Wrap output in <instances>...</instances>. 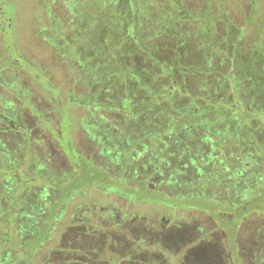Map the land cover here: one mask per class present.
Returning a JSON list of instances; mask_svg holds the SVG:
<instances>
[{"label":"rangeland","instance_id":"1","mask_svg":"<svg viewBox=\"0 0 264 264\" xmlns=\"http://www.w3.org/2000/svg\"><path fill=\"white\" fill-rule=\"evenodd\" d=\"M120 1L12 0L3 6L0 213L2 210L11 214L20 206L26 219L30 216L32 223L38 220L43 214L38 206L48 195L40 187L46 184L36 174L55 178L76 173V151L118 178L131 174L125 162L124 147L129 148L130 139L129 132L123 130L129 128L124 114L108 106L83 102L94 97L119 102L123 94L109 84L101 91L96 73L98 66L102 67L95 46L98 22L109 28L119 43L121 33L134 25L141 35L139 44L125 40L126 44L136 45L146 58L151 51L169 56L172 50H182L183 57L193 64L189 73L197 81H201V72L228 58L226 76L235 91L234 50L244 60L250 57L255 61L253 75L260 77L258 67L264 63V0H135L136 13L128 17L120 14ZM122 12L126 14L124 9ZM114 43L115 39V47ZM257 84V79L251 81V88ZM144 87L139 84V89ZM209 88L212 86L206 89ZM123 104L127 108V101ZM116 124L121 127L120 135L112 142V156H107L100 134L103 128ZM254 136L257 153L263 155L264 129H257ZM191 144L197 149L190 150L191 161L197 163L200 157L209 167L189 166L200 177L190 174L192 180L189 177V182L182 185L195 189L205 186L217 190L219 195L215 196L227 197L228 193L220 189L233 186L235 177L240 186L243 173L251 172L250 168L238 169L237 165L214 168L210 162L217 156L215 150L195 140ZM144 147L145 141L141 140L131 150L138 159L134 167L143 165ZM255 154L251 158L244 154L240 161L254 159ZM117 158L122 165H118ZM156 163L161 169L154 175L152 186L171 191L168 167L162 161ZM10 164L21 173L22 176L17 174L19 181L8 170ZM177 168H183L180 173H189L183 163ZM254 170L257 174L264 170V157H259ZM30 175L27 182L21 180ZM134 178L133 182L143 184L142 177ZM263 184L264 178L255 176L246 181L251 186ZM127 196L106 185L90 186L76 193L65 203L52 237L32 260L36 245H17L30 228L19 219L8 222L7 215H0V264H264L263 212L242 218L236 234L239 217L233 212L215 215L204 208L203 202L194 203L195 208H172L159 201L130 200ZM30 211L34 213L31 215ZM9 231L16 241L2 239Z\"/></svg>","mask_w":264,"mask_h":264},{"label":"trees","instance_id":"2","mask_svg":"<svg viewBox=\"0 0 264 264\" xmlns=\"http://www.w3.org/2000/svg\"><path fill=\"white\" fill-rule=\"evenodd\" d=\"M97 38L98 43L95 46L99 50L102 67L98 66L96 73H99L101 91L104 85L109 84L114 86L113 90L123 94L119 102L99 97L84 99L83 102L93 104L95 107L108 106L124 114V120L128 122L129 128L123 130L129 132L130 139L129 148L124 147L125 162L131 174H128L129 177L124 174L118 178L77 151L76 162L75 158L73 161L75 163L73 168L77 169L76 173L55 178L36 174L38 179L46 184V187L41 185L40 187L46 190L48 195L47 199L41 201V205L38 206L43 209V214L38 220L32 223L30 216L26 219L25 212L20 211L23 209L19 208L20 206L13 209L11 214L4 213L2 210L0 213L2 216L7 215L5 217L8 222H13L11 219L14 218L19 219L22 225L30 228V233L26 234L23 241L18 242L17 245L21 248L27 247L32 242L36 245L30 256L31 260L36 251L52 237L65 203L76 193L90 186H110L111 190L124 196L128 195L130 200L159 201L162 205L172 208H195L194 203L203 202L204 208L210 213L216 215L218 212H233L235 217H239L238 221L253 212L264 213V184L246 185V181L253 176L259 179L264 178L262 175L264 170L258 174L254 170L259 157H264V154L257 153L255 143L257 140L254 136L257 129H264V63H261L262 67H258L260 77H255L253 75L255 61L250 57L244 60L236 55L233 48L234 65H236L233 72L236 79L233 83L237 88L233 91L231 90L232 80L226 76L230 67L228 58L218 60L211 70L201 72L199 74L201 81H197L198 78L189 73L193 64L183 57L182 50H172L169 56H161L153 51L148 58L140 54L141 50L138 51V47L136 48L134 44H139L141 35L137 33L134 25H130L121 33V43L116 40V36L111 35L109 28L104 26L97 31ZM113 39H115V47L112 45ZM125 40H131L134 44L127 45ZM140 43L143 44V41ZM141 48L145 50V46ZM139 55L143 57V63ZM262 57H264L263 54ZM163 66L166 68L163 69ZM255 79L258 84L255 88H251V81ZM139 84L145 87L139 89ZM207 86L212 88L206 89ZM123 101H127V108L124 107ZM127 116L131 117L127 118ZM120 129L121 127L116 124L110 128H103L100 134L99 139L105 144L106 152L105 150L104 152L107 156H112L109 151L113 149L112 142L117 140ZM141 140L145 141L144 163L134 167L133 164L138 159L131 154V150ZM191 140L201 142L210 147L211 151L215 150L218 158L215 157L210 162V165L214 164V168L237 165L238 169L244 166V168H250L248 171L251 172H248V175L246 172H241L244 179L241 178L240 186H238V178L235 177L233 186L220 189L228 193L227 197L215 196L219 195L217 190L205 186L195 189L193 186L182 185L183 182H189L190 174L195 175L194 178L200 177L198 173L192 172L189 166L196 164L202 169L209 167L201 161L200 157L196 159L197 163L191 161L193 156L190 150H197L191 147ZM181 149L183 151L179 153ZM72 151L75 152V149ZM244 154H247V158H251V154H255L256 157L242 162L240 160ZM129 160H132L131 163L127 162ZM156 160L162 161L168 167L167 175L171 179L169 183L173 187L172 192L152 186L154 175L161 169ZM117 161H119L118 165H122L118 158ZM180 163L187 167L189 173L178 172L183 169L177 168V164ZM13 166V164L8 165V170L19 181L20 177H17L22 175L14 171ZM133 167L134 171H132ZM136 176L142 177L143 184L133 182ZM30 177L31 175L22 177L21 180L24 179L27 182ZM13 192H15L14 189ZM13 192L10 193L13 194ZM9 215L15 216L9 218ZM18 215L23 217L20 218ZM12 231L14 232L13 229ZM12 231L5 233L2 239L16 241L11 238Z\"/></svg>","mask_w":264,"mask_h":264},{"label":"flooded vegetation","instance_id":"3","mask_svg":"<svg viewBox=\"0 0 264 264\" xmlns=\"http://www.w3.org/2000/svg\"><path fill=\"white\" fill-rule=\"evenodd\" d=\"M11 1L12 0H0V17H2V16L4 17V15H3L4 14L3 13V6L6 5V3L11 2ZM117 5H118L117 8L121 12L120 14H122L123 16L128 17L131 14H135L136 13L137 8H135V7H137V6L135 5V0H122V1L118 2ZM122 9H124L126 14H124L122 12ZM2 20H3V18L2 19L0 18V25H2V22H1ZM102 26H103V24H100V22H98L97 29L99 30ZM91 28L94 29V27H91ZM239 221H238V224L236 226V234H237V229L239 228ZM231 223H229V224H231ZM239 260H241V259H239ZM236 264H240V263L236 262Z\"/></svg>","mask_w":264,"mask_h":264}]
</instances>
